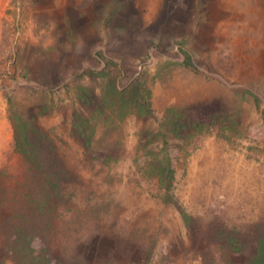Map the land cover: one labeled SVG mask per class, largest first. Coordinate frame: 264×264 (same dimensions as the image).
<instances>
[{
	"label": "rangeland",
	"instance_id": "obj_1",
	"mask_svg": "<svg viewBox=\"0 0 264 264\" xmlns=\"http://www.w3.org/2000/svg\"><path fill=\"white\" fill-rule=\"evenodd\" d=\"M105 76L119 88L145 82L152 112L100 123L97 136L110 132L97 144L100 156L111 155L88 159L70 132L74 92L85 85L99 95ZM167 107L200 125L169 130ZM20 111L49 129L55 157L73 174L65 223L32 243L48 246L52 264H243L252 252L264 223V0H0L7 174L25 169L10 119ZM143 130L153 134L142 138ZM144 142L148 151L138 149ZM161 146L175 168L166 200L133 161L146 164ZM94 201L87 223L80 217L69 227L73 211ZM217 231H235L245 250L230 253L212 240ZM0 264L16 262L0 251Z\"/></svg>",
	"mask_w": 264,
	"mask_h": 264
},
{
	"label": "trees",
	"instance_id": "obj_2",
	"mask_svg": "<svg viewBox=\"0 0 264 264\" xmlns=\"http://www.w3.org/2000/svg\"><path fill=\"white\" fill-rule=\"evenodd\" d=\"M89 75L104 77L106 73L90 70ZM74 95L79 106L71 115L70 132L74 140L88 153V159L97 160L104 154L107 155L105 158L111 155L109 152L100 156L97 144L110 134L108 129H105L102 135L97 136L100 123L106 126L123 120L127 114L143 116L152 112L151 89L139 78L119 88L113 79L105 76L99 95L85 85L76 86ZM7 99L12 106L11 98ZM44 110L45 107H41L39 114ZM166 112L163 124L166 123L169 130L175 133L190 126L200 125L196 121L184 119V114L175 107H167ZM36 118V114L23 115L21 111L10 116L13 126V149L21 154L25 169L20 174H7L4 169H0V251L5 257L14 259L16 264H52L48 246L36 251L32 243L38 237L43 241L44 237H53L59 225L65 223L64 214L69 209L66 202L74 193L75 187L72 183L73 186L70 187L72 172L55 157V146L52 144L49 129L38 125ZM161 129L159 134H164ZM142 133V138L153 134L144 130ZM146 147L147 142H144L139 144L138 149L144 148L148 151ZM150 153L153 155L152 159L146 164L137 162V157L133 159L134 164L141 174L157 179L158 187L165 192L162 197L166 200L174 181L175 168L164 146L155 151L150 150ZM96 204L97 201L88 204L83 213L79 210L73 211L74 218L67 220L69 223L71 221L69 227L79 221L80 217L85 218L87 223V212L95 210ZM183 217L188 221L186 213H183ZM57 222H60L59 225ZM220 233L221 231H217L212 234V240L223 239L221 246L230 253H242L245 250L248 241L235 231L222 232L223 237H219ZM251 243L254 248L244 258L243 264H264V223L260 225ZM108 259L97 263L81 258L73 262H63L59 259L55 264H110ZM111 259L121 264L120 260Z\"/></svg>",
	"mask_w": 264,
	"mask_h": 264
}]
</instances>
